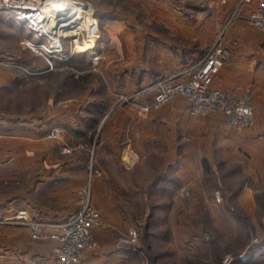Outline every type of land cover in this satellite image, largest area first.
Listing matches in <instances>:
<instances>
[{"label": "crops", "instance_id": "obj_1", "mask_svg": "<svg viewBox=\"0 0 264 264\" xmlns=\"http://www.w3.org/2000/svg\"><path fill=\"white\" fill-rule=\"evenodd\" d=\"M210 2L221 3L220 8L198 13V22L193 25H188L182 14L168 12L151 23L160 30L150 24L126 35L121 32L122 20H108L105 38L97 43L96 40L92 47L81 51L76 48V53H70L69 60L82 74L54 78L50 75L53 90L38 110L0 113V183H16L15 191L0 198V219L13 217L21 210L40 220L70 219L81 207L78 191L88 183L94 148L95 170L101 176L93 181V201L109 228L119 227L120 218L116 215L119 208L110 187V181L117 179L114 165L124 153L133 151L139 155L137 151L141 152L146 142H152L159 118L191 117L194 121L191 128H196L198 117L190 115L189 101L184 97H178L160 112L145 114L137 111L134 104L114 109L116 94L135 93L198 63L239 0ZM0 14H5L7 20L12 18L6 12ZM247 18L248 10L244 9L226 35L225 43L232 56L216 78L214 88L240 95L252 92L255 116L261 121L264 120V33L253 29ZM202 20L208 21L202 23ZM13 22L16 26V21ZM14 46L18 48L17 43ZM4 53L0 51V57H15L11 52ZM95 57L97 65L93 63ZM3 73L0 71V87L4 80L14 79L8 73L2 77ZM148 96L138 101L144 103ZM208 117L213 121L211 126L219 128L230 145L239 137L240 133H235L238 131L226 127L221 114ZM53 126L65 129L61 140L46 138ZM64 144L76 150L64 155L61 153ZM28 235L27 231L0 228V264H10L13 259L17 260L16 264H58L54 253L56 243L52 241L36 243L35 250H24L18 257H11L10 242L25 247L33 243ZM96 236L99 247L86 252L80 264H134L135 253L115 235L96 231Z\"/></svg>", "mask_w": 264, "mask_h": 264}, {"label": "rangeland", "instance_id": "obj_2", "mask_svg": "<svg viewBox=\"0 0 264 264\" xmlns=\"http://www.w3.org/2000/svg\"><path fill=\"white\" fill-rule=\"evenodd\" d=\"M57 1L68 3V9L64 5L60 8L61 13H68L65 16L79 10L72 1L89 5L91 8L85 10L89 15L94 10L91 32L76 47L68 43V54L76 53L75 48L81 51L92 47L96 40L97 43L105 38L110 19L122 20L121 32L127 35L140 26L154 24L168 12L182 14L186 23L193 25L198 22V13L217 11L221 5H212L210 0ZM0 12L12 16L7 20L5 14H0V51L15 54L0 57L2 77L5 73L14 76V82L2 80L0 113H31L41 108L52 92L50 75L68 77L82 72L70 60L56 61L57 69L50 71L44 59L21 45L24 38L32 37L30 31L17 22L16 26L11 24L15 21L12 11L0 8ZM229 17L230 14L223 25ZM152 28L160 30L158 25ZM204 32L202 27L203 41ZM72 35L67 33L68 37ZM255 117L252 127L235 132L240 134L231 145L223 139L219 128L211 126L213 121L209 117L195 118L196 128H191V117L159 118L152 142H146L141 152L137 151L136 165L127 169L121 158L113 167L117 179L110 181V187L119 208V227L111 229L105 220L107 228L97 231L111 233L120 242L129 229H136L139 244L126 246L136 255L134 264H227V258L232 259L230 264H264V120ZM182 189H188L189 195L182 196ZM15 190V182L0 183V198ZM218 193L221 200L217 199ZM0 228L27 231L35 243L20 247L10 242L8 252L14 258L24 250H35L36 243L51 242L34 241L31 231L24 226ZM243 258L247 259L241 262ZM16 263V259L10 260V264Z\"/></svg>", "mask_w": 264, "mask_h": 264}, {"label": "built area", "instance_id": "obj_3", "mask_svg": "<svg viewBox=\"0 0 264 264\" xmlns=\"http://www.w3.org/2000/svg\"><path fill=\"white\" fill-rule=\"evenodd\" d=\"M50 1L36 3L32 0H3L0 8L12 11L15 21L24 25L32 34L31 38H24L21 45L44 59L49 70L54 71L57 69L56 61L69 60L70 54L66 48L68 43L76 47L77 42L85 41L91 32L95 17L93 9V15L85 12L89 5L71 0L81 12L77 9L78 11L72 15H59L58 21L54 23L47 8ZM244 9L248 10L249 25L264 33V0H239L205 56L198 63L176 76L163 78L135 93L116 94L114 109L134 104L137 111L148 114L163 109L178 97H184L189 101V113L193 117L221 114L226 127L231 130L243 131L252 127L256 119L252 104L253 93L240 95L214 88L216 78L232 56L230 48L225 43L226 35ZM67 33L73 35L68 37ZM93 63L97 65V57L93 59ZM144 96H148L147 101L139 102L138 100ZM64 134L63 127L53 126L46 138L58 141ZM75 150L76 148L64 144L61 153L70 155ZM93 155L94 148L91 151L88 183L78 191L81 207L70 219L65 222L40 220L32 218L28 211L21 210L13 217L0 219V225L24 226L31 231V238L34 241L55 242L54 253L58 264L82 263L86 252L99 247L96 231L107 228L105 219L93 201V181L97 176H101L94 168ZM138 161L139 155L133 151L127 153L126 159L123 157L127 169H132ZM189 193L188 189L181 191L182 196ZM217 199L221 200V194H217ZM138 242L139 233L134 228L129 229L120 238V243L125 246H137ZM225 262L230 264L232 259L227 258Z\"/></svg>", "mask_w": 264, "mask_h": 264}, {"label": "bare ground", "instance_id": "obj_4", "mask_svg": "<svg viewBox=\"0 0 264 264\" xmlns=\"http://www.w3.org/2000/svg\"><path fill=\"white\" fill-rule=\"evenodd\" d=\"M36 3H43L45 0H32ZM48 3V2H47ZM63 5L65 6L66 9H68V3L65 1H57V0H51L48 4H47V8H48V12L51 13V18L53 19V22L56 23L58 21V16H65L68 13H61V7H63ZM56 11H60V12H56ZM67 35V34H66Z\"/></svg>", "mask_w": 264, "mask_h": 264}, {"label": "water", "instance_id": "obj_5", "mask_svg": "<svg viewBox=\"0 0 264 264\" xmlns=\"http://www.w3.org/2000/svg\"><path fill=\"white\" fill-rule=\"evenodd\" d=\"M246 259H247V258H243V259H240V261H241V262H242V261H246Z\"/></svg>", "mask_w": 264, "mask_h": 264}]
</instances>
